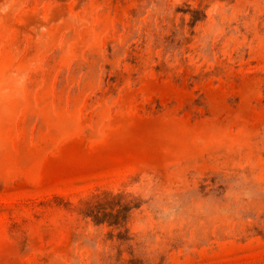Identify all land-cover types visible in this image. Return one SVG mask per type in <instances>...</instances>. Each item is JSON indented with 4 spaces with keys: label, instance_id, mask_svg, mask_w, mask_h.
I'll use <instances>...</instances> for the list:
<instances>
[{
    "label": "rangeland",
    "instance_id": "374dc122",
    "mask_svg": "<svg viewBox=\"0 0 264 264\" xmlns=\"http://www.w3.org/2000/svg\"><path fill=\"white\" fill-rule=\"evenodd\" d=\"M0 264H264V0H0Z\"/></svg>",
    "mask_w": 264,
    "mask_h": 264
}]
</instances>
